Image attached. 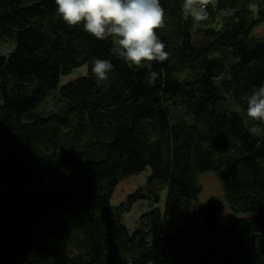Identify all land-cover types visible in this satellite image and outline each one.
<instances>
[{
  "label": "trees",
  "instance_id": "16d2710c",
  "mask_svg": "<svg viewBox=\"0 0 264 264\" xmlns=\"http://www.w3.org/2000/svg\"><path fill=\"white\" fill-rule=\"evenodd\" d=\"M160 3L169 57L149 86L147 69L69 27L55 0H0V264H264V123L245 100L264 84V34L253 37L264 0H216L201 23L183 18L182 0ZM93 58L114 66L104 85ZM207 173L232 220L212 235L191 213L171 230ZM137 202L149 209L130 228L122 215Z\"/></svg>",
  "mask_w": 264,
  "mask_h": 264
},
{
  "label": "clouds",
  "instance_id": "9594fccd",
  "mask_svg": "<svg viewBox=\"0 0 264 264\" xmlns=\"http://www.w3.org/2000/svg\"><path fill=\"white\" fill-rule=\"evenodd\" d=\"M210 3L211 0H182L183 18L195 23L206 21ZM55 5L57 16L65 24L82 26L97 40L111 39V55L136 70L147 69L145 82L155 85L160 73L153 70V64L169 57L165 43L157 35L166 24L160 0H55ZM113 67L108 59L93 58L91 72L98 86L106 84ZM245 100L247 117L264 123V84L253 88Z\"/></svg>",
  "mask_w": 264,
  "mask_h": 264
},
{
  "label": "rangeland",
  "instance_id": "374dc122",
  "mask_svg": "<svg viewBox=\"0 0 264 264\" xmlns=\"http://www.w3.org/2000/svg\"><path fill=\"white\" fill-rule=\"evenodd\" d=\"M216 0H211V3L215 2ZM264 34V24L258 27L255 32L253 33V37H260ZM191 42L190 37L186 40V44L189 45ZM13 42L10 39H4L1 44V50L3 55H8L13 51ZM84 73V69H79L75 71L70 78H74L80 74ZM50 107V103L47 105ZM62 175L68 173L67 169H64L60 172ZM147 172H143L136 177L124 180L121 182L114 190L113 197H112V204L120 205L124 203L127 197L136 191L139 188H142L145 184V180L147 177ZM199 184L201 187V192L197 199L194 201L192 207L186 211H173L169 216V227L171 230H175L181 226V224L186 220L190 214L198 208L201 204H204L208 199L215 198L221 200L225 205V210L220 214V218L218 219V228L222 229L226 227L233 218V214L229 211L226 207V202L223 197V192L221 189V185L219 182V177L215 173H207L202 175L199 179ZM149 206L145 202H137L133 205L132 210L129 213L122 215V222L127 225L128 227L132 228L133 225L136 223L137 218L139 215L147 211Z\"/></svg>",
  "mask_w": 264,
  "mask_h": 264
},
{
  "label": "water",
  "instance_id": "95a60500",
  "mask_svg": "<svg viewBox=\"0 0 264 264\" xmlns=\"http://www.w3.org/2000/svg\"><path fill=\"white\" fill-rule=\"evenodd\" d=\"M225 210V205L221 200L210 198L204 204H201L193 212V216H198L202 228L205 232L212 235H218L220 230L218 228L219 215Z\"/></svg>",
  "mask_w": 264,
  "mask_h": 264
}]
</instances>
